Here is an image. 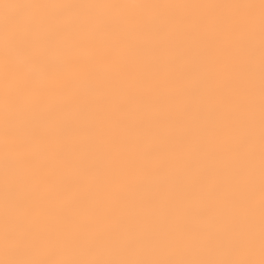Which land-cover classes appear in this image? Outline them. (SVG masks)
<instances>
[{
	"label": "snow or ice",
	"instance_id": "6c2138e0",
	"mask_svg": "<svg viewBox=\"0 0 264 264\" xmlns=\"http://www.w3.org/2000/svg\"><path fill=\"white\" fill-rule=\"evenodd\" d=\"M0 264H264V0H0Z\"/></svg>",
	"mask_w": 264,
	"mask_h": 264
}]
</instances>
